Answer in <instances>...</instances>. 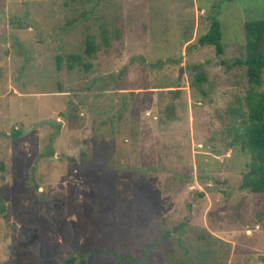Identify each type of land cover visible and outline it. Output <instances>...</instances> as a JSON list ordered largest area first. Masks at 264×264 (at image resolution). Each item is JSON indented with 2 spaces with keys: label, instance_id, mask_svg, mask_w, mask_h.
<instances>
[{
  "label": "rangeland",
  "instance_id": "1",
  "mask_svg": "<svg viewBox=\"0 0 264 264\" xmlns=\"http://www.w3.org/2000/svg\"><path fill=\"white\" fill-rule=\"evenodd\" d=\"M255 20L264 0H0V264H264L235 143Z\"/></svg>",
  "mask_w": 264,
  "mask_h": 264
},
{
  "label": "trees",
  "instance_id": "2",
  "mask_svg": "<svg viewBox=\"0 0 264 264\" xmlns=\"http://www.w3.org/2000/svg\"><path fill=\"white\" fill-rule=\"evenodd\" d=\"M245 38V57L236 60L235 64L245 67L246 78L249 84L244 102L247 108L245 120L240 134L236 135L235 143L241 145V149L250 154L248 171L243 175L240 190H248L254 195L264 193V88L262 73L264 71V21H248L243 24ZM202 47L210 46L215 50L217 56L223 54L222 31L220 22L214 18L209 30L198 39ZM95 51L92 42H86L85 52L91 55ZM71 62L69 70L73 65L80 64L79 57L70 55ZM60 59L56 64L59 66ZM205 81V76L199 74L194 79V85L199 87ZM19 137L18 132H12L13 140ZM62 264H87L83 257H68Z\"/></svg>",
  "mask_w": 264,
  "mask_h": 264
},
{
  "label": "water",
  "instance_id": "3",
  "mask_svg": "<svg viewBox=\"0 0 264 264\" xmlns=\"http://www.w3.org/2000/svg\"><path fill=\"white\" fill-rule=\"evenodd\" d=\"M180 75V74H179Z\"/></svg>",
  "mask_w": 264,
  "mask_h": 264
}]
</instances>
